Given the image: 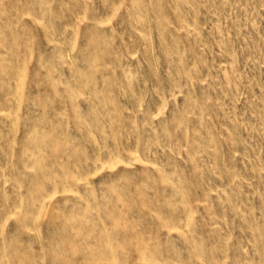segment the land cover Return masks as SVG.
Segmentation results:
<instances>
[{
  "label": "rangeland",
  "instance_id": "1",
  "mask_svg": "<svg viewBox=\"0 0 264 264\" xmlns=\"http://www.w3.org/2000/svg\"><path fill=\"white\" fill-rule=\"evenodd\" d=\"M0 264H264V0H0Z\"/></svg>",
  "mask_w": 264,
  "mask_h": 264
}]
</instances>
